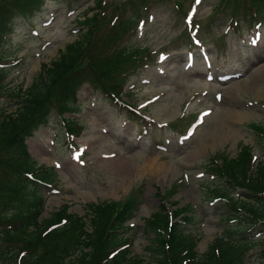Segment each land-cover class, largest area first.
Listing matches in <instances>:
<instances>
[{"label": "rangeland", "instance_id": "1", "mask_svg": "<svg viewBox=\"0 0 264 264\" xmlns=\"http://www.w3.org/2000/svg\"><path fill=\"white\" fill-rule=\"evenodd\" d=\"M103 1L100 5L106 6L107 17L112 12L119 17L129 13L128 10L122 13L120 0ZM191 1L149 0V8L140 17L142 25L119 39L120 45H149L153 49L152 60L138 67L125 81L123 90L130 93V98L122 95L124 102L134 107L140 105L150 118L148 122L129 120L123 107L113 106L100 93L90 90L87 86L90 75L86 70L81 72L84 74L71 75V79L55 89L47 108L41 112H45L44 117L49 115V121L37 124L32 135L25 139L27 152L36 165L51 166L55 174L56 192H45L47 196L38 217H46L64 205L67 213L76 214L86 222L90 204H122L135 199L138 208L130 218L133 226L123 233L130 239V251L145 260H148L146 247L151 234L146 231L143 219L161 207V199L166 202L163 204L166 210L186 207L193 211L192 219L196 221L189 228H197L196 255L203 253L212 239L219 236L218 209L208 205L209 188L207 181H203L209 178L207 166L211 157L219 152L234 157L241 145H247L256 155L255 162L264 161L261 141L249 127L264 126V20L258 22L261 12L253 13L238 0L235 3L234 0H201L194 11L199 23V41L192 38L191 41L203 50H193L194 65L184 70L189 35L183 29L180 11L184 12ZM98 2L41 0L38 7L18 12L23 1L2 0L0 22L11 14L8 26L0 31L6 33L0 40L3 57L0 62L12 59L3 65L8 68L7 87L27 86L43 64L74 40L80 29L78 21L82 15L95 11L87 7L95 8ZM138 4L134 0V9ZM44 21H48L47 25H42ZM31 29L37 35H31ZM107 31H114V27ZM100 35L105 44V38ZM201 52L210 58L211 81L205 79L207 72L199 60ZM100 54L102 50L94 44L87 61ZM233 70L239 74L225 82L218 81L217 78ZM67 85L79 87L76 93L79 109L69 116L64 112V102L59 101L68 95ZM215 92L220 94L219 101L214 100ZM15 100L0 99V107H7L10 112L18 104ZM145 101L149 102L142 105ZM203 108L210 113L183 144H178L179 126L193 119V111ZM55 112L64 118L75 117L82 126L79 136L70 141L73 148L66 144L61 116ZM164 123L166 126L157 125ZM170 125L176 126L175 129ZM5 144L0 141V180L5 175L10 179L16 177L12 172L8 176L4 168L9 160ZM69 158H75L74 162ZM201 171L202 175L197 177ZM28 191L29 188L21 187V193ZM14 204L21 203L18 200ZM85 228L89 229L87 224ZM0 242V251L12 246L4 240ZM255 258L252 252L244 263L256 264L252 260ZM0 264H5V260L0 259Z\"/></svg>", "mask_w": 264, "mask_h": 264}, {"label": "trees", "instance_id": "2", "mask_svg": "<svg viewBox=\"0 0 264 264\" xmlns=\"http://www.w3.org/2000/svg\"><path fill=\"white\" fill-rule=\"evenodd\" d=\"M31 2L33 4L36 0ZM95 15L82 16L77 23L80 29L74 40L66 43L53 59L43 64L27 86L5 87L0 84V93L15 98L18 103L10 112L0 109V141L6 143L9 155L4 168H7L8 176L11 172L16 176L10 179L5 175L0 180V225L9 224L8 229L0 228V241L12 244L5 250L1 249L0 259H4L5 264H16L19 251L24 249L26 254L19 257L17 264H243L244 253L252 245H259L257 264H264V238L252 237L255 230L264 231V161L257 160L248 168L247 146L241 145L234 157L216 153L207 166L215 176L211 183H206L208 197L221 200L216 203L221 231L199 255L194 250L197 237L188 228L189 223H194L193 211L186 207L171 211L174 221L170 224L169 213L163 207H158L143 219L146 231L151 234L146 247L148 260L132 253L128 235H123L127 229L124 221L137 209L135 199L122 204H90L87 206V223L84 218L67 213L64 205L46 217H38L43 204L39 183L53 184L55 174L51 170L40 171L42 168L36 166L26 153L24 138L44 121L45 112H41L47 108L55 89L71 79V75L84 74L81 72L86 70L90 75L88 81L93 86L116 95L124 73L141 64L149 55L146 48L139 46L107 48L115 38L104 37L105 44L102 43L97 35L100 26ZM2 18L0 29L5 27V18ZM94 44L103 54L87 61ZM3 76L0 70V80ZM75 89V86L67 85L68 95L59 98L61 103L64 102L65 110H70L69 100L74 98ZM127 96L130 98V93ZM66 126L74 130L70 122ZM250 127L260 133L264 153V126ZM35 171L42 173L33 175L34 180L22 175V172ZM21 187L29 188V191L21 193ZM18 200L21 204H14ZM61 219L65 220L63 225L41 234L46 227ZM121 230L122 233H116ZM122 245L126 246L106 258L108 251Z\"/></svg>", "mask_w": 264, "mask_h": 264}, {"label": "snow or ice", "instance_id": "3", "mask_svg": "<svg viewBox=\"0 0 264 264\" xmlns=\"http://www.w3.org/2000/svg\"><path fill=\"white\" fill-rule=\"evenodd\" d=\"M200 2V0H197V3H199Z\"/></svg>", "mask_w": 264, "mask_h": 264}, {"label": "bare ground", "instance_id": "4", "mask_svg": "<svg viewBox=\"0 0 264 264\" xmlns=\"http://www.w3.org/2000/svg\"><path fill=\"white\" fill-rule=\"evenodd\" d=\"M236 115V114H235ZM224 122V121H223Z\"/></svg>", "mask_w": 264, "mask_h": 264}]
</instances>
